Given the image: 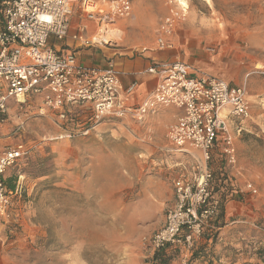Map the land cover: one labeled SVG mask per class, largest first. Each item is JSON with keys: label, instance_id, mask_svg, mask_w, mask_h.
Returning <instances> with one entry per match:
<instances>
[{"label": "rangeland", "instance_id": "1", "mask_svg": "<svg viewBox=\"0 0 264 264\" xmlns=\"http://www.w3.org/2000/svg\"><path fill=\"white\" fill-rule=\"evenodd\" d=\"M92 1L106 10L112 0ZM131 1L129 16L90 22L99 34L113 31L106 39L112 47L142 56L157 47L171 3ZM188 4L173 47L159 51L201 57L203 75L246 83L256 118L243 121L247 130L234 131L235 167L214 153L212 172L223 169L234 185L221 226L209 220L204 227L215 236H201L190 251L171 247L165 256L169 264H264V0ZM161 111L143 124L103 121L83 134L84 121L64 123L39 97L23 108L11 102L0 119V154L18 143L28 153L5 173V180L16 179V189L9 192V217L0 218V264H159L145 239L175 203L174 181L183 173L192 177L197 166L170 144L166 125L151 122ZM198 250L201 257L192 260Z\"/></svg>", "mask_w": 264, "mask_h": 264}, {"label": "built area", "instance_id": "2", "mask_svg": "<svg viewBox=\"0 0 264 264\" xmlns=\"http://www.w3.org/2000/svg\"><path fill=\"white\" fill-rule=\"evenodd\" d=\"M79 0H0V119L11 102L23 108L32 97H39L45 108L58 112L64 123L85 124L83 134L103 121L146 119L166 107L181 111L177 121L167 127L166 137L175 150L191 156L197 163L194 175L181 174L175 181L176 200L165 212L163 225L145 239L152 258L171 247L190 251L201 238L205 225L216 215L211 192L212 155L219 150L227 162L236 166L235 132L251 118V103L246 84L232 87L215 75L192 76L186 62H158L146 72L157 79L153 91L142 103L131 102L137 83L123 87L114 61L105 68L79 64L75 51H63L51 38L63 42L68 37L81 46L108 43L87 35L88 22L127 17L131 0H112L104 9L92 0H83L81 15L86 17L74 34L72 18ZM169 13L158 27L157 47H173L172 38L186 19L188 0H170ZM88 21V22H87ZM264 73V72H263ZM240 121L238 125L236 122ZM28 153L23 143L0 154V218L10 213V193L6 171ZM247 187L256 192L252 183Z\"/></svg>", "mask_w": 264, "mask_h": 264}, {"label": "crops", "instance_id": "3", "mask_svg": "<svg viewBox=\"0 0 264 264\" xmlns=\"http://www.w3.org/2000/svg\"><path fill=\"white\" fill-rule=\"evenodd\" d=\"M81 19L82 15L79 14L72 20L70 34H74L77 31L78 26L84 22V20ZM96 32V25L93 22H89L87 35L89 37H94ZM112 33L113 31L110 33V36ZM51 44L57 49H61L63 51H75L79 64L84 66L105 68L110 61H114L120 71V77L124 88L129 86L132 82L137 83L136 89L131 95V102L135 104L142 103L144 99L153 91L156 85V77L146 72V70L154 63L173 62L176 61V59H179L181 55L183 62L192 64L193 68L196 67L191 70L192 76L200 77L203 75L201 71L204 70L203 60L201 57H196L194 55L195 58H188L185 53L180 54L179 51H159L160 49L158 47L151 48L148 52L139 56L138 54H134V51L118 49L116 47H112L109 43L93 46H81L79 42L73 40L71 37H68L63 42L55 41L54 38H51ZM230 84L233 88L242 85L232 82H230ZM180 114L181 111L178 108L173 106L166 107L159 113V115L157 114V116H153L151 122L157 123L160 121L168 127L169 124L177 121ZM254 114L255 111L251 105V120L254 119ZM261 121L263 122L262 119ZM243 123L244 122H242V131L247 130L246 125H243ZM174 263L175 262L172 264Z\"/></svg>", "mask_w": 264, "mask_h": 264}, {"label": "trees", "instance_id": "4", "mask_svg": "<svg viewBox=\"0 0 264 264\" xmlns=\"http://www.w3.org/2000/svg\"><path fill=\"white\" fill-rule=\"evenodd\" d=\"M215 153V152H214ZM214 153L212 155V159L209 163V166L212 167V164L214 163ZM15 180L14 178H9L8 180H5L6 187L8 192L13 193L16 189L15 186ZM231 187V190L229 188ZM234 185L230 182V178L228 177L227 173L219 168L218 170H215L213 172V178L211 181V192L212 195L216 196L215 203H216V215L214 218L211 219V225L212 227H220L219 219L223 217L225 213V202L228 200L229 196H232L234 193ZM202 236L206 238L207 240L211 239L215 234L207 233V230L204 228ZM201 251L198 250L193 253L192 260H195L199 257H201ZM154 261L159 262V264H169L170 260L165 256V253L157 252L154 255Z\"/></svg>", "mask_w": 264, "mask_h": 264}, {"label": "bare ground", "instance_id": "5", "mask_svg": "<svg viewBox=\"0 0 264 264\" xmlns=\"http://www.w3.org/2000/svg\"><path fill=\"white\" fill-rule=\"evenodd\" d=\"M107 29V28H106ZM101 33H100V35H98L97 37H96V39H98V40H106L107 38H108V36H110V33L112 32V31H108V30H101L100 31ZM109 40V39H108Z\"/></svg>", "mask_w": 264, "mask_h": 264}]
</instances>
